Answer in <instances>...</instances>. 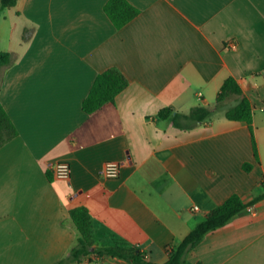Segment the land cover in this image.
<instances>
[{
    "label": "crops",
    "instance_id": "0c3cea01",
    "mask_svg": "<svg viewBox=\"0 0 264 264\" xmlns=\"http://www.w3.org/2000/svg\"><path fill=\"white\" fill-rule=\"evenodd\" d=\"M126 1L139 13L120 29L103 12L107 0L0 8V53L13 57L0 73V103L17 131L0 147V264L65 258L79 239L69 211L80 206L93 249L123 242L164 264L233 194L247 206L184 264H264V199L251 204L264 193V0ZM107 69L127 86L86 114L82 101ZM228 77L252 105L257 159L244 122H172L212 108ZM164 108L167 119L158 117ZM58 162L70 165L68 180L53 177ZM107 162L120 164L117 178L101 175ZM68 264L129 263L88 255Z\"/></svg>",
    "mask_w": 264,
    "mask_h": 264
},
{
    "label": "trees",
    "instance_id": "16d2710c",
    "mask_svg": "<svg viewBox=\"0 0 264 264\" xmlns=\"http://www.w3.org/2000/svg\"><path fill=\"white\" fill-rule=\"evenodd\" d=\"M17 1L0 0V8L6 9L14 7ZM103 12L115 29L122 28L139 13L126 0H107L103 6ZM12 63L13 57L11 53H0V73L3 68L9 67ZM126 86L127 81L125 77L115 69H107L98 73L92 82L87 96L82 101L81 108L83 112L92 114L104 105L112 103L115 97ZM228 98H235L236 103L221 110L223 117L230 121L244 122L247 124L252 137L254 157L257 159L252 129V105L233 77H228L223 82L215 105L212 108L196 107L191 109L187 115L176 113L172 117V122L177 128L190 129L197 123L210 121L220 111L218 108L219 104ZM172 114V109L164 108L159 111L158 117L167 119ZM16 135L17 131L14 125L0 103V147ZM250 168V164L243 165V170L245 171H249ZM262 199H264V193L253 200L251 204ZM246 206L238 195H231L221 205L213 209L202 222L198 223L170 250L168 259L164 264H184L187 254L202 241L205 235L227 225ZM69 218L79 233V239L69 254L54 264L78 263L88 255H94L97 258L107 256L123 260L129 264H155L147 260L146 254L143 251L123 242H116L115 245L109 247L93 249L91 243L90 217L85 207L80 206L70 210ZM196 264L202 263L198 262Z\"/></svg>",
    "mask_w": 264,
    "mask_h": 264
},
{
    "label": "built area",
    "instance_id": "2783aa9c",
    "mask_svg": "<svg viewBox=\"0 0 264 264\" xmlns=\"http://www.w3.org/2000/svg\"><path fill=\"white\" fill-rule=\"evenodd\" d=\"M229 47H234L233 43ZM120 164L116 162H107L103 165L101 175L107 179H115L119 176ZM70 165L67 162H58L52 166V174L55 179L68 180L70 178Z\"/></svg>",
    "mask_w": 264,
    "mask_h": 264
},
{
    "label": "rangeland",
    "instance_id": "374dc122",
    "mask_svg": "<svg viewBox=\"0 0 264 264\" xmlns=\"http://www.w3.org/2000/svg\"><path fill=\"white\" fill-rule=\"evenodd\" d=\"M232 103H233V99L232 98H228L223 103H220L219 106H218V108H219L220 111L217 112L214 116L221 115L223 113L221 110H223L224 108H227V107L231 106Z\"/></svg>",
    "mask_w": 264,
    "mask_h": 264
}]
</instances>
